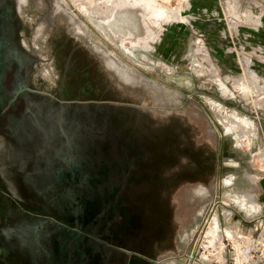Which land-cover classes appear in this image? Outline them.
Here are the masks:
<instances>
[{"label": "flooded vegetation", "instance_id": "1", "mask_svg": "<svg viewBox=\"0 0 264 264\" xmlns=\"http://www.w3.org/2000/svg\"><path fill=\"white\" fill-rule=\"evenodd\" d=\"M0 43V264H194L224 156L196 95L125 84L56 0H0Z\"/></svg>", "mask_w": 264, "mask_h": 264}, {"label": "rangeland", "instance_id": "2", "mask_svg": "<svg viewBox=\"0 0 264 264\" xmlns=\"http://www.w3.org/2000/svg\"><path fill=\"white\" fill-rule=\"evenodd\" d=\"M62 1L121 61L196 95L219 129L224 156L218 207L197 239L194 264H222L236 255L237 264L254 260L264 238V0H170L168 16L156 21L142 0L112 15L105 0ZM91 5L108 19L90 15ZM235 181L249 186L245 196H235Z\"/></svg>", "mask_w": 264, "mask_h": 264}, {"label": "water", "instance_id": "3", "mask_svg": "<svg viewBox=\"0 0 264 264\" xmlns=\"http://www.w3.org/2000/svg\"><path fill=\"white\" fill-rule=\"evenodd\" d=\"M56 1L60 12L64 13L72 22L76 23L79 26L80 30L85 32V34L88 35L89 38L93 41L101 58L106 59L113 68H118L122 72V78L124 79L123 81L125 84L141 88L142 91L164 103L168 104L170 102H174L179 104L188 101L194 103L200 110H202L200 108V105L193 99V94L184 93L172 85H168L157 79L150 78L146 74L138 70H134L131 66L121 61L115 56L113 52H111L100 40H98L93 35V33L87 28V26L84 25L80 18L69 8V6L65 2H63L62 0ZM164 264L172 263L167 262Z\"/></svg>", "mask_w": 264, "mask_h": 264}, {"label": "bare ground", "instance_id": "4", "mask_svg": "<svg viewBox=\"0 0 264 264\" xmlns=\"http://www.w3.org/2000/svg\"><path fill=\"white\" fill-rule=\"evenodd\" d=\"M140 0H113V1H111V0H105V7L107 8V9H109V8H112V10H111V15H112V13L114 12V10L116 9V8H124V7H126V5L127 4H138V3H142V2H146V4L148 5V6H150V7H148V13H149V16L151 17V18H153L154 19V21H156V20H158L157 18L158 17H160V16H168L167 14L169 13V10H170V8L168 7V6H170V0H161L162 2H164L166 5H163V4H157L156 3V1L157 0H142V2H139ZM112 2L113 3H116V6H113L112 7ZM103 3V2H102ZM94 4V3H93ZM99 4V3H98ZM98 5H91V6H89L88 8H87V10L86 11H88V13L90 14V15H92V16H94V17H96V18H100L102 21L103 20H107L108 18H105L104 16H103V13H102V11L99 9V6L97 7ZM104 7V8H105ZM87 13V12H86ZM172 14V13H171ZM163 17V18H164ZM149 19V18H148ZM153 24H156V23H153ZM152 25V24H151ZM147 34V33H146ZM149 34V33H148ZM247 177V175H244V178H246ZM241 182L240 181H235V182H233L231 185H232V187H233V191H234V193L235 194H237V195H235V196H237V197H240V196H245V194L249 191L248 189H249V186H247V184L245 183V184H243V183H241V187H239V184H240ZM239 194V195H238ZM243 194V195H242ZM247 201V200H246ZM245 201V202H246ZM248 205V204H247ZM215 223V222H214ZM215 229H216V224L212 227V230H210V231H212V232H209L208 234L209 235H211L212 233H215L216 231H215ZM217 231H219V230H217ZM215 235V234H214ZM211 236H213V235H211ZM211 236H209V237H211ZM215 238V237H214ZM211 240H212V238H211ZM214 240V239H213ZM213 240L211 241L212 243H213ZM207 242H208V240H207ZM209 242H210V239H209ZM208 242V244L209 245H211V242L209 243ZM215 243V242H214ZM220 244V243H219ZM238 245V244H237ZM219 246V245H218ZM211 247V246H210ZM215 247V246H214ZM213 248V247H212ZM217 248V247H216ZM205 257H207V256H205ZM218 261H220V259H218V258H216Z\"/></svg>", "mask_w": 264, "mask_h": 264}, {"label": "built area", "instance_id": "5", "mask_svg": "<svg viewBox=\"0 0 264 264\" xmlns=\"http://www.w3.org/2000/svg\"><path fill=\"white\" fill-rule=\"evenodd\" d=\"M258 250L260 249L259 253L257 256H255V259H247V261L244 262V264H264V238L260 239V241L257 242ZM248 249V247H247ZM238 255L235 256V258H230L229 260L224 259L222 264H237L236 258ZM247 256V253L245 254ZM201 263V262H200ZM203 264V263H201ZM212 264V263H210Z\"/></svg>", "mask_w": 264, "mask_h": 264}, {"label": "crops", "instance_id": "6", "mask_svg": "<svg viewBox=\"0 0 264 264\" xmlns=\"http://www.w3.org/2000/svg\"><path fill=\"white\" fill-rule=\"evenodd\" d=\"M151 76V75H150ZM158 79V78H157ZM159 80V79H158ZM168 83V82H167ZM249 104H251V102L249 101ZM251 106V105H250ZM252 107V106H251ZM255 110V109H254ZM251 112V111H250ZM255 112V111H254ZM259 113H260V117L264 118V108L259 109ZM262 144L264 146V141H262ZM259 194L262 195L264 194V183H260L259 182ZM200 262V261H199ZM198 262V263H199Z\"/></svg>", "mask_w": 264, "mask_h": 264}]
</instances>
